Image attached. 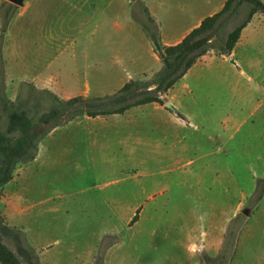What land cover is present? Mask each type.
Segmentation results:
<instances>
[{
	"label": "rangeland",
	"instance_id": "obj_1",
	"mask_svg": "<svg viewBox=\"0 0 264 264\" xmlns=\"http://www.w3.org/2000/svg\"><path fill=\"white\" fill-rule=\"evenodd\" d=\"M132 1L92 0L88 5L92 15L73 14L63 21L62 32L76 33L83 50L85 36L93 32L88 51L93 49L95 62L119 61L121 24L139 13L142 23L147 20L144 4L140 1L139 7ZM172 2L176 7L185 5L184 0ZM27 3H32L30 11L20 18ZM40 4L26 0L17 6L0 0V52L6 45L5 22L9 25L16 18L33 30L39 25L35 14L46 8ZM249 11L245 5L224 37ZM261 25L256 18L252 29ZM40 26L59 29L54 17L41 20ZM245 56L231 72L224 67L216 70L210 77L215 81L212 85L191 93L177 86L170 94L172 108L158 110L151 104L123 116L90 120L85 126L92 130L93 144L82 156L49 164L44 174L34 175L22 211L10 213L1 197V215L23 231L43 264H139L151 260L152 253L142 240L186 241L190 221L204 213V231H208L209 219L219 218L218 209L210 210L208 205L217 203L223 193V216L237 201L241 204L227 227L225 241L231 223L236 238L230 234L227 241H234L235 250L226 264H264V37H258ZM83 62L79 55L78 63ZM10 90L6 78L12 101L30 98L23 83ZM47 108L40 107V112ZM114 139V147L105 146ZM244 209L250 211L248 216ZM136 214L141 219L132 223ZM204 257L202 264L219 263L216 257Z\"/></svg>",
	"mask_w": 264,
	"mask_h": 264
},
{
	"label": "crops",
	"instance_id": "obj_2",
	"mask_svg": "<svg viewBox=\"0 0 264 264\" xmlns=\"http://www.w3.org/2000/svg\"><path fill=\"white\" fill-rule=\"evenodd\" d=\"M34 1L41 3V6L42 4L46 6L44 12L35 14L34 19L39 22V25L32 27V30L26 23H20L16 18H12L5 34L6 45L3 53L9 91L12 85L28 83L38 89H49L65 100L78 96L98 98L115 94L131 81L152 78L162 69L163 62L155 51L152 39L143 28L141 13L134 18H127L126 23L121 24V59L119 61L111 59L108 65L99 61L95 62L93 49L88 51V43L91 47L93 45V32L89 34V37L88 34L85 36V50L78 47L76 33L62 32L63 21L73 14L85 13L88 16L89 11L92 15L91 8L88 10V5L92 4V0ZM140 1L156 21L162 44L173 46L181 43L201 25L204 19L219 13L228 0H184L185 5L181 4L178 7L172 0H133L132 3L139 6ZM27 6L29 7L22 8L18 14L20 18L30 11L32 3H27ZM51 17L56 18L58 30L54 28L49 31L40 26L41 20L44 23ZM256 18L262 20L263 25L252 29ZM258 37L261 39L264 37L263 14L254 15L249 25L242 31L241 38L231 55L220 56L210 51L202 56L168 92L166 97L169 102L173 103L170 94L179 85L183 90L191 93L196 88L214 84L215 81L210 77L216 70L220 71L224 67L231 72L232 68H238L240 63L238 59L246 58L247 50ZM79 55L84 60L82 64L78 63ZM229 80L233 81L234 77H230ZM11 100L15 99L11 97ZM151 104L155 105L158 110H167L165 105ZM124 114L96 118L82 116L46 136L39 144V153L35 160L19 165L13 180L4 188L2 197L8 204L9 212L22 211L27 198L31 195L28 183L34 175L44 174L49 164L56 165L62 161H73L81 157L82 151L93 144L92 130L85 124H88L90 120L110 119ZM116 144L117 141L114 139L108 141L105 146L114 147ZM222 194L220 193V200L217 203L208 205L210 210L218 209L219 218L215 216L212 221L209 219L203 255L189 256L185 251L187 240L160 237L142 240L143 244L144 242L149 244L152 253L150 252L151 260L140 261L139 264H202L204 256L216 257L225 241L228 224L235 218L241 205L237 201L231 211L223 216L221 212ZM240 194L243 196L241 191ZM203 208L205 209V206ZM140 219L141 217L137 221L139 222ZM198 221V218L190 221L187 239L199 235Z\"/></svg>",
	"mask_w": 264,
	"mask_h": 264
},
{
	"label": "trees",
	"instance_id": "obj_3",
	"mask_svg": "<svg viewBox=\"0 0 264 264\" xmlns=\"http://www.w3.org/2000/svg\"><path fill=\"white\" fill-rule=\"evenodd\" d=\"M245 5L250 7L248 17L224 37L226 30L236 23ZM146 14L143 28L152 39L163 67L150 80L131 81L113 95L98 98L78 96L65 100L49 89H38L32 84L23 83L29 89L30 98L12 101L6 93L4 53L0 52V199L5 186L13 180L17 167L35 160L40 142L55 129L82 116L96 118L121 115L132 108L151 103L164 106L168 92L202 56L213 50H217L220 56L232 54L242 31L254 15H264V2L228 0L219 13L204 19L181 43L173 46L162 44L156 21L147 9ZM7 27L8 23L5 22L4 29ZM46 105L48 108L40 112V107ZM137 220L138 214L132 223ZM232 224L229 225L227 241L232 234L236 238ZM7 241L14 245L15 250L7 245ZM227 241L220 256L215 258L216 261L218 258V264H226L231 252L234 253V241ZM0 264H43L36 249L26 243L23 231L9 225L1 213Z\"/></svg>",
	"mask_w": 264,
	"mask_h": 264
},
{
	"label": "clouds",
	"instance_id": "obj_4",
	"mask_svg": "<svg viewBox=\"0 0 264 264\" xmlns=\"http://www.w3.org/2000/svg\"><path fill=\"white\" fill-rule=\"evenodd\" d=\"M207 213H204L198 217L200 223V233L198 236H191L187 239L185 244V251L189 256L195 257L197 255H203L206 247L207 233L204 231V222Z\"/></svg>",
	"mask_w": 264,
	"mask_h": 264
},
{
	"label": "water",
	"instance_id": "obj_5",
	"mask_svg": "<svg viewBox=\"0 0 264 264\" xmlns=\"http://www.w3.org/2000/svg\"><path fill=\"white\" fill-rule=\"evenodd\" d=\"M7 1H9V2H11V3H13V4L17 5V6H23L24 2L26 0H7ZM165 107L166 108H172V105H171L170 102H168V103L165 104ZM242 213L248 216L250 214V211L248 209H244L242 211Z\"/></svg>",
	"mask_w": 264,
	"mask_h": 264
}]
</instances>
